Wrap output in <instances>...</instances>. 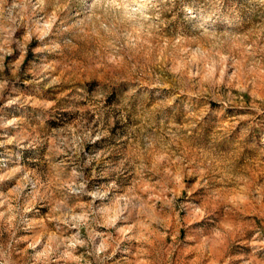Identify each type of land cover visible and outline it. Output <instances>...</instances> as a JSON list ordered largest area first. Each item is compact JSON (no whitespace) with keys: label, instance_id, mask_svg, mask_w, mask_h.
I'll return each instance as SVG.
<instances>
[{"label":"rangeland","instance_id":"374dc122","mask_svg":"<svg viewBox=\"0 0 264 264\" xmlns=\"http://www.w3.org/2000/svg\"><path fill=\"white\" fill-rule=\"evenodd\" d=\"M0 264H264V0H0Z\"/></svg>","mask_w":264,"mask_h":264}]
</instances>
